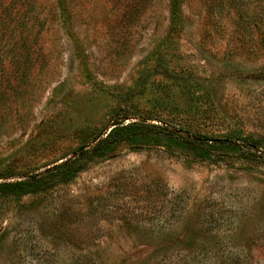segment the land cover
<instances>
[{"label": "rangeland", "instance_id": "1", "mask_svg": "<svg viewBox=\"0 0 264 264\" xmlns=\"http://www.w3.org/2000/svg\"><path fill=\"white\" fill-rule=\"evenodd\" d=\"M122 114L167 131L0 200V264H264V147L221 159L181 143L264 142V0H0V181Z\"/></svg>", "mask_w": 264, "mask_h": 264}, {"label": "trees", "instance_id": "2", "mask_svg": "<svg viewBox=\"0 0 264 264\" xmlns=\"http://www.w3.org/2000/svg\"><path fill=\"white\" fill-rule=\"evenodd\" d=\"M15 46L16 53H18L19 58H22L20 69L26 72L33 69L34 66L30 63L32 45L27 41H22L17 42V45L15 43ZM129 118L131 117L128 114L116 116L109 130L94 134L90 143L79 145L74 149L70 157L46 168L42 173H34L12 181L1 180L0 200L23 196H29L31 200H34L42 194L51 192L58 185L71 182L78 173L89 168L91 164L108 158L123 145H137L157 141V135L161 131L166 130L157 124H151L144 120L124 121V119ZM226 137V139L217 138L213 140V138H208V136L196 134L192 139L182 140L183 142L181 143L192 144L197 154L201 157L210 158L213 155L217 156L215 153L218 152L220 153L218 156L221 159L230 152L233 154L242 152L245 155L251 154L255 156V152L262 150L264 147L263 140L253 139L248 136H243L241 139ZM5 215V209L0 206V220Z\"/></svg>", "mask_w": 264, "mask_h": 264}, {"label": "water", "instance_id": "3", "mask_svg": "<svg viewBox=\"0 0 264 264\" xmlns=\"http://www.w3.org/2000/svg\"><path fill=\"white\" fill-rule=\"evenodd\" d=\"M109 129H110V128H109ZM109 129H108V130H109Z\"/></svg>", "mask_w": 264, "mask_h": 264}]
</instances>
